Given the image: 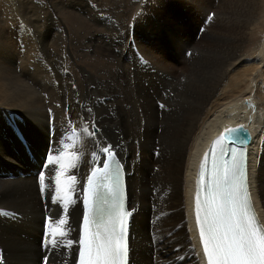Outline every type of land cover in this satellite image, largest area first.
I'll use <instances>...</instances> for the list:
<instances>
[{
  "label": "bare ground",
  "instance_id": "1",
  "mask_svg": "<svg viewBox=\"0 0 264 264\" xmlns=\"http://www.w3.org/2000/svg\"><path fill=\"white\" fill-rule=\"evenodd\" d=\"M147 1L134 19L136 35L129 28L119 30L107 43L117 64L110 79L98 81L83 67L80 88L52 50L51 32L41 33L37 19L29 23L22 17L5 19L13 2L0 0V169L28 173L35 168L17 131L25 132L40 158L63 151L62 141L70 144L77 139L74 150L82 159L67 173L76 174L78 181L67 215L69 238L76 241L79 193L102 158L100 147L111 146L126 161L134 209L131 264H172L165 262L174 256L178 257L173 264H204L193 215L196 169L213 137L229 127L244 125L252 132L251 191L264 221V89L259 81L264 73V39L252 56L239 53L258 4H247V19L232 36L226 34L232 27L223 16L215 24L218 31L212 32V21L207 20L216 4L213 0ZM18 27L24 32H19L21 44L14 40ZM224 44L234 45V50L205 76L203 51ZM229 49L224 51L227 55ZM93 123L99 131L91 137L83 129L93 131ZM14 126L20 128L14 132ZM43 163L35 169L41 170ZM57 168L46 166L45 184L51 186L43 191L40 175L22 177L15 171L12 178L0 173V264H41L43 255L51 264L74 263L76 246L53 250L46 243L48 235L46 246L40 244L45 216L64 218L63 205L56 202ZM179 245L175 255H169Z\"/></svg>",
  "mask_w": 264,
  "mask_h": 264
},
{
  "label": "snow or ice",
  "instance_id": "2",
  "mask_svg": "<svg viewBox=\"0 0 264 264\" xmlns=\"http://www.w3.org/2000/svg\"><path fill=\"white\" fill-rule=\"evenodd\" d=\"M93 131L89 132L84 127L83 132L94 137L98 133L95 124ZM247 138L246 130L241 125L236 128H227L213 143L212 155L219 151L221 162H213L210 179L205 184L204 166L207 163L208 153H205V162L202 164L200 180L195 197V216L198 227L199 240L202 245L203 257L206 264H264V223L256 215L249 191V182L246 170L239 160L235 148L228 149V143H235L234 137ZM72 139V138H70ZM77 139L72 143H63V151L58 154L49 153L50 159L46 166L57 165L55 173L56 202L63 205V219L49 218V231L47 245L54 249L64 246V250L75 243L79 249L78 264H128V237L127 217L131 214L124 209L122 203L104 213L95 212L91 206V198L96 187H101L95 182L99 174L92 171L87 178L89 211L83 218L82 237L73 241L70 237L71 225L67 219L70 205L75 203L71 194L76 191L75 175L67 173L78 167L82 154L74 150ZM243 143V139L241 140ZM99 147V146H98ZM100 151L111 155V146L100 147ZM94 154V153H93ZM231 154V162L223 157ZM113 172L118 174L120 165L112 161ZM65 177V179H61ZM39 182L44 187L45 175L41 172ZM111 191V189H110ZM194 249V245L192 246ZM46 264H47V257ZM183 259V257H181Z\"/></svg>",
  "mask_w": 264,
  "mask_h": 264
},
{
  "label": "rangeland",
  "instance_id": "3",
  "mask_svg": "<svg viewBox=\"0 0 264 264\" xmlns=\"http://www.w3.org/2000/svg\"><path fill=\"white\" fill-rule=\"evenodd\" d=\"M22 1L12 0L13 6H11L8 12H6L3 16L5 17L7 15L5 19L11 17H16L19 19L20 17H22L28 23L31 19H37L38 21H40L37 24L38 30H41L40 32L43 34L47 33L46 30L51 32V34L53 35L51 43L52 50L54 49L60 55V57H62V60L67 66L68 70L74 76L76 85L80 88L84 83V78L82 76L83 69H81L83 67H86L90 72H92L98 81L100 80L102 82L103 80V82L105 83V81H108L110 79L112 70L117 69V64L113 61V59H111L112 56L109 46L111 40H114V37L118 35L119 30H127L128 28L134 36L136 35L134 19L141 9L142 2H144L145 4L148 2L147 0H53V2L52 0ZM213 1L216 2V4L212 8V11L210 12L209 18L207 20V22L212 21V23L210 24L213 26L212 32L214 33V30L218 31L217 25L215 24L217 22V19L220 20L219 18L223 16L226 21H230L232 27L228 28V33L226 31V34L232 36L235 35L236 32H238L240 23L244 25L247 19L246 15H248V12H245L247 9V4L250 5L251 2L254 4H258L256 19L253 20L251 26H248L246 36L247 40H245L244 44L242 45L243 48L241 47L239 50L240 55L252 56L254 52L257 51L261 40L264 39V0ZM236 1H240L242 3H236ZM26 4L27 6H25ZM218 4H221L220 7H218ZM14 6L15 8H13ZM225 7H227L228 9ZM239 16H242V20H240ZM208 24H206L205 27ZM205 27H203L202 30L200 29V31H203V29L205 30ZM14 30L15 39H13L16 40L17 43L19 42V44L23 43V41H21V33H19H24L23 30L20 27H18L17 29L15 28ZM213 33L207 36V40H210L209 37L213 36ZM37 36L40 37L39 35ZM101 38H103L104 40ZM196 38L199 40L201 38V34H198ZM107 43H109V45ZM228 45L231 46L232 44ZM229 46H226V44H224V46H218L217 49L213 46L206 47L207 49L203 51V53H205L206 55L204 54V62L202 65V70L205 76L216 69V67H218L217 65H219L226 56H230V54L232 53L231 50H234L232 49L234 48V45H232L233 47ZM112 47L113 46H111V50ZM226 48H230L228 51V55L226 52H224L226 51ZM109 71L111 72L109 73ZM259 81L260 85H262V89H264V73L262 72L259 75ZM258 96L259 98H261L260 95ZM27 138L29 139L28 136ZM174 226H176L175 222ZM173 233L177 232L174 231ZM180 247V245L173 246V248L171 249L172 252H170L169 255H175L176 250H179ZM177 257L178 256H174L170 261L165 263L171 262L173 264L177 261ZM180 257H185V255L181 253V256H179V258ZM191 258L192 256L188 258V261L192 260Z\"/></svg>",
  "mask_w": 264,
  "mask_h": 264
}]
</instances>
